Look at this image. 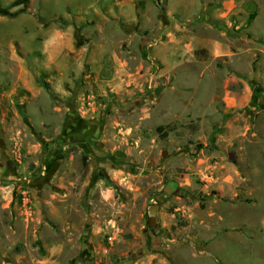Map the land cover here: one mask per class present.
<instances>
[{
	"label": "rangeland",
	"instance_id": "374dc122",
	"mask_svg": "<svg viewBox=\"0 0 264 264\" xmlns=\"http://www.w3.org/2000/svg\"><path fill=\"white\" fill-rule=\"evenodd\" d=\"M0 264H264V0H0Z\"/></svg>",
	"mask_w": 264,
	"mask_h": 264
}]
</instances>
